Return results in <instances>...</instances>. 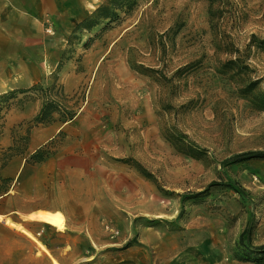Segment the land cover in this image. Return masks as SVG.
Listing matches in <instances>:
<instances>
[{
    "label": "rangeland",
    "instance_id": "rangeland-1",
    "mask_svg": "<svg viewBox=\"0 0 264 264\" xmlns=\"http://www.w3.org/2000/svg\"><path fill=\"white\" fill-rule=\"evenodd\" d=\"M209 7L208 0H134L115 20L69 34L64 64L70 60L78 74L70 90L56 70L39 83L62 89L80 126L70 150L60 149L63 130L43 145L49 161L67 166L45 184L59 180L80 200H96L97 217L73 221L77 233L95 229L101 252L140 248L159 264L191 251L200 256L196 264H251L239 234L252 217L251 242L264 243V159L223 162L264 150V0H215L211 17ZM32 92L43 103V91ZM14 97L0 101V124L22 105ZM168 130L197 145L203 158L177 151ZM26 134L15 135L22 152L12 156L26 155ZM226 177L243 194L206 188ZM43 194L34 191L29 204L67 207L58 193L48 201Z\"/></svg>",
    "mask_w": 264,
    "mask_h": 264
},
{
    "label": "crops",
    "instance_id": "crops-1",
    "mask_svg": "<svg viewBox=\"0 0 264 264\" xmlns=\"http://www.w3.org/2000/svg\"><path fill=\"white\" fill-rule=\"evenodd\" d=\"M99 2L0 0V95L15 90L14 98L23 100L21 106L10 108L1 121L0 149L12 146L17 133H27L25 123L42 106V99L28 89L36 83L50 82L49 75L56 70L69 34ZM57 76L65 90H70L78 78L72 72L70 60L57 71ZM78 121L77 115L66 122L54 117L48 124L31 127L26 155H14L0 168L3 177L12 179L9 190L0 195V264H152L149 253L140 248H129L121 255L101 252L103 245L98 242L95 229H90V235L75 232L74 217L80 214L85 218L97 217L100 209L91 202L96 200L87 197L80 200L63 189L59 180L56 184H45L52 172L58 179L62 177L67 167L62 163L49 161V157L34 165L26 162L27 154L45 145L59 130L67 133L60 149L70 150L73 140L69 136L77 128L80 130ZM39 188L45 198L66 194L62 197L67 207L29 204L32 193ZM85 201L91 204L87 206ZM80 202H84V210L78 208ZM43 210L60 211L69 219L56 233L59 240L52 238L54 232L49 224L34 217ZM197 259L200 260L199 254L186 251L159 264H196Z\"/></svg>",
    "mask_w": 264,
    "mask_h": 264
},
{
    "label": "trees",
    "instance_id": "trees-1",
    "mask_svg": "<svg viewBox=\"0 0 264 264\" xmlns=\"http://www.w3.org/2000/svg\"><path fill=\"white\" fill-rule=\"evenodd\" d=\"M209 1V12L210 17L212 15V5L215 0H208ZM134 3V0H104L101 4L97 5L96 8L87 16L85 17L79 24L75 26L72 30V33L81 29H90L94 25L98 23L100 19H108L110 21L115 20L118 17V11L124 10L125 8L129 9ZM71 38H69L68 43H70ZM64 64V54L62 55L58 65L56 67V71H58L62 65ZM53 86L44 89L39 83L34 84L30 89L31 91L40 90L44 93V100L42 103L41 108L36 113V115L31 120V125L28 126L27 134L25 136H21L20 138L25 142V145L28 142V133L29 129L33 126L38 125H45L50 123L52 119V115L54 112L58 113L62 118L66 121L70 120L74 117L75 111L74 109L69 106L66 101L67 97L64 95L62 89L60 88L58 92L53 90ZM25 91V90H23ZM21 90V92H23ZM15 90L9 91L0 95V101L5 100L7 98H13L15 95ZM48 95V96H47ZM47 96V97H46ZM165 138L171 143V145L179 152L185 153L191 157L196 159L203 158V153L201 149L195 145L194 143L190 142L184 135H179L176 132L166 131ZM21 149L19 146L13 144L12 146L8 147L6 151H4V162L0 165L2 168L6 162L12 157L13 153H21ZM49 151L45 146H42L35 150L34 152L26 157V160H30L34 163H40L44 161L47 157ZM251 159H264V150H248L242 151L238 153H234L231 156L225 158L223 162L229 164H235L246 160ZM12 179L9 177H3L0 174V195L7 192L10 188ZM211 186H225L229 187L236 192L243 194L242 188L240 185L233 181L232 179L226 177L224 181H211L206 188ZM202 192V191H201ZM252 220L244 227V229L239 234V241L245 246L242 249L243 255L247 257H252L255 259L254 262L251 264H264V243L254 245L251 242V228H252ZM260 259V263H257L256 260Z\"/></svg>",
    "mask_w": 264,
    "mask_h": 264
},
{
    "label": "bare ground",
    "instance_id": "bare-ground-1",
    "mask_svg": "<svg viewBox=\"0 0 264 264\" xmlns=\"http://www.w3.org/2000/svg\"><path fill=\"white\" fill-rule=\"evenodd\" d=\"M66 197L65 195H62ZM51 199V197H46V200ZM36 219L43 221L57 229H63L65 227V216L60 211H38L34 216Z\"/></svg>",
    "mask_w": 264,
    "mask_h": 264
},
{
    "label": "built area",
    "instance_id": "built-area-1",
    "mask_svg": "<svg viewBox=\"0 0 264 264\" xmlns=\"http://www.w3.org/2000/svg\"><path fill=\"white\" fill-rule=\"evenodd\" d=\"M46 30H47L48 32L51 31V29H49V28H47Z\"/></svg>",
    "mask_w": 264,
    "mask_h": 264
}]
</instances>
